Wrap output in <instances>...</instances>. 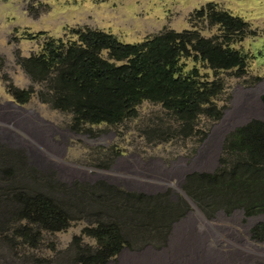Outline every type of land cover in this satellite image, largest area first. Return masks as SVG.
Returning a JSON list of instances; mask_svg holds the SVG:
<instances>
[{
    "label": "rangeland",
    "instance_id": "374dc122",
    "mask_svg": "<svg viewBox=\"0 0 264 264\" xmlns=\"http://www.w3.org/2000/svg\"><path fill=\"white\" fill-rule=\"evenodd\" d=\"M209 2L246 22L245 35L233 44L246 55V64L243 73L214 71L200 61L181 58L184 70L196 66L208 80L218 78L224 86L214 99L222 110L220 119L199 116L191 136L177 134L180 123L160 103L143 100L134 117L116 124H84L75 131L70 113L41 103L36 93L26 104H17L6 90L9 84L18 88L32 85L16 56L38 52L46 37H72L70 32L77 28L111 33L128 44L194 25L202 36L218 34L216 26L190 20L195 9ZM29 33L36 38L26 39ZM34 87L37 90L40 85ZM263 92L264 0H0V264H79L73 238L80 236V246L95 248V240L81 236V230L94 226L98 219L115 221L125 240L135 243L149 240L144 235L148 232L132 229L135 219L140 220L134 218V209L164 203L178 207L177 215L185 209L180 218L197 212L180 189L185 176L214 171L224 157L227 135L251 119L264 121ZM139 189L157 192L150 194L147 204L123 208L118 192L142 193ZM20 192L51 197L70 216L68 227L41 230L36 246L24 243L15 233L26 224L16 218ZM140 215L148 216L141 211ZM200 221L206 230L198 237L191 229L194 219L184 220L189 227L185 226L189 232L185 242L215 246L218 259L228 255L239 264L244 253L249 256L264 246L250 237V228L264 222V213L245 216L240 208L230 214L218 210L211 219L200 217Z\"/></svg>",
    "mask_w": 264,
    "mask_h": 264
},
{
    "label": "trees",
    "instance_id": "16d2710c",
    "mask_svg": "<svg viewBox=\"0 0 264 264\" xmlns=\"http://www.w3.org/2000/svg\"><path fill=\"white\" fill-rule=\"evenodd\" d=\"M192 19L216 26L218 34L202 36L194 25L181 31L164 30L132 44L89 27L72 30L70 36L75 39L46 37L39 43L38 52L16 56V63L32 85L18 88L9 84L6 90L17 104H26L36 93L41 103L70 113L75 131L82 130L84 124H116L134 117L136 106L143 100L160 103L180 123L177 134L191 136L199 116L220 119L222 110L214 99L224 86L218 78L208 80L196 66L184 70L181 58L200 61L214 71L236 69L243 73L246 55L233 44L242 39L247 28L240 17L213 2L195 9L190 14ZM35 38L30 33L26 37ZM35 84L40 85L37 90ZM260 98L264 102V92ZM223 152L219 167L212 172L187 174L180 189L206 220L218 210L230 214L240 208L245 216L264 213V121L251 119L235 127L224 140ZM118 194L121 206L131 209L152 198L128 191ZM16 200V218L26 220V224L17 227L15 233L24 243L36 246L41 230L54 232L68 227L70 216L46 194L20 192ZM134 210V218L140 211L148 215L145 222L155 228L159 240L185 211L178 216V207L164 203ZM158 213L164 214L162 219ZM135 220L138 226L144 224ZM81 236L93 238L96 247L80 246L77 242L81 237L74 236L79 264H105L127 243L115 221L98 219L94 226L84 227ZM250 237L264 242L263 221L250 228Z\"/></svg>",
    "mask_w": 264,
    "mask_h": 264
},
{
    "label": "crops",
    "instance_id": "0c3cea01",
    "mask_svg": "<svg viewBox=\"0 0 264 264\" xmlns=\"http://www.w3.org/2000/svg\"><path fill=\"white\" fill-rule=\"evenodd\" d=\"M137 191L149 195L157 192L151 189H139ZM136 216L144 222V224L138 226L137 223H134L132 229L138 230V228H140L144 233L148 232L144 235L147 236L149 241L147 240L148 242H146L144 239L141 240L142 242L136 241V245L133 242H127L121 250L105 264H238V262L229 258L228 255L227 258L218 259L216 255L217 248L215 246H207L206 243L201 244L200 242H198V244L185 242L187 239L186 235L189 233L186 227L187 229H189V227L188 225H185V227L183 222L185 219H188L189 216L194 219V224H192L191 227L193 234L199 237L203 231L206 230V224L200 221V217H203L198 211L186 213L185 217H188L185 218L183 216V218H179L171 224V228L166 234L167 236L163 239L164 242H158L159 239H157L155 228L145 222L147 219L146 217L140 214ZM157 216L162 219L164 214L161 215L158 213ZM133 240L135 241L134 238ZM206 248L208 249L207 253L202 255V250L205 251ZM257 248L260 249L249 254L251 257L244 253V259L241 260L239 264H264V246H258Z\"/></svg>",
    "mask_w": 264,
    "mask_h": 264
}]
</instances>
